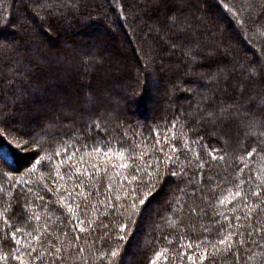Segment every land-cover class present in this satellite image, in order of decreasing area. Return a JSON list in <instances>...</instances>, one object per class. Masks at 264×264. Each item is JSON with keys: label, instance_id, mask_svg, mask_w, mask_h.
<instances>
[{"label": "trees", "instance_id": "16d2710c", "mask_svg": "<svg viewBox=\"0 0 264 264\" xmlns=\"http://www.w3.org/2000/svg\"><path fill=\"white\" fill-rule=\"evenodd\" d=\"M262 133L264 0H0V264H264Z\"/></svg>", "mask_w": 264, "mask_h": 264}, {"label": "snow or ice", "instance_id": "6c2138e0", "mask_svg": "<svg viewBox=\"0 0 264 264\" xmlns=\"http://www.w3.org/2000/svg\"><path fill=\"white\" fill-rule=\"evenodd\" d=\"M209 79H212V77H209ZM208 115H209V116H212L213 113H212V112H209ZM262 134H264V133H262ZM26 143H27V141H19V142H17L16 147L19 148V147L25 145ZM95 151L99 152L100 149H95ZM110 151H111V149H109V152H110ZM172 151L175 152V151H176V148L173 147V148H172ZM255 152H256V149H252V151L248 152L247 155H248V156H252ZM55 155H60V153H59V152H56ZM116 155H118L119 158H120L121 160L124 159V152H123V151L116 153ZM209 155H211V153H209ZM221 158H222V157H221ZM45 159L51 160L52 157H51V156L40 157V158L37 159V160L35 161V163L32 165V169L34 170L38 165H41L42 162H43V160H45ZM212 159H217V157L213 155V156H212ZM0 164H3V165H5V166H8V153H5V152L3 151V146H0ZM122 166H123V167H127L126 164H124V165H122ZM236 195H239V192H237ZM252 195L256 196V195H260V194H259V193H256V192H253ZM140 203L143 204L144 201H143V200H140ZM220 203H224V201L221 200ZM136 209H137V205H136L135 203H132L131 205H129V208L126 209V212H128L129 215H131L132 213H134V212L136 211ZM35 219L39 220L40 217L37 216V217H35ZM5 223H7V221H5ZM120 227H121V229L123 230L124 227H125V225H121ZM83 230H84V229H81V231H83ZM206 230H207V229H206ZM258 230H264V226H262V228H261V229H258ZM21 231H23L22 228H16L15 231L12 233V238L15 239L16 233L21 232ZM29 235H31V233H29ZM230 236H231V234H225V235L223 236V238L220 239V240L218 241V244H219V245H226L227 242L230 240ZM122 238H123V237H121V239H122ZM189 247H191V245H189ZM212 248L215 250V252H220V251H221V249L218 248L216 244H213V245H212ZM228 248H230V245H228ZM32 251L35 252V249H32ZM59 251H60V249H57V252H59ZM161 254H162V253H156V256L158 257V256H160ZM31 255H32L31 252H29V253H24V252H21L19 249H17V254L12 255L11 258L14 259V260H16V261H19V264H30V259H27L26 257H31ZM116 255H117V251H116L115 249H113V250L111 251V256L115 257ZM208 257H209V254H208L207 250H204V251L201 253V255H200V259H201L202 261L208 259ZM190 258H191V257H190ZM0 259H4V257H3V256H0ZM60 259H62V257H61ZM152 264H155V260L152 261Z\"/></svg>", "mask_w": 264, "mask_h": 264}, {"label": "rangeland", "instance_id": "374dc122", "mask_svg": "<svg viewBox=\"0 0 264 264\" xmlns=\"http://www.w3.org/2000/svg\"><path fill=\"white\" fill-rule=\"evenodd\" d=\"M95 29L97 30V33H99L100 35H103L102 30H101L100 28L98 29V27H96ZM135 35H136V34H135ZM143 38H144V37H143ZM134 39H135V42H136V41H137V40H136L137 38L135 37ZM144 39H145V38H144ZM118 42H119V40H117L115 43H113V48H114L115 50H117L116 52H119V53H120V52H121V50H120L121 47L119 46V43H118ZM110 43H111V42H110ZM110 43H107V44L102 43L104 48H103L102 46H100V47H101V50H102V49H105L107 52H111V49L109 50L108 47H107L108 44H110ZM136 43H137V42H136ZM105 47H106V48H105ZM111 53H112V52H111ZM121 61H122V60H119L120 64L123 65V62H121ZM116 68H117V66H116V67H113V69H110V70H109V73H112V70H113V73H112V74H114ZM119 68H120V67H119Z\"/></svg>", "mask_w": 264, "mask_h": 264}]
</instances>
